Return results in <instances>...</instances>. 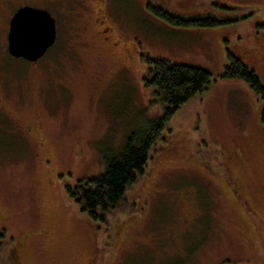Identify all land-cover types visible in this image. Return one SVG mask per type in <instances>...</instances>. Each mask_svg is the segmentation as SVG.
<instances>
[{
	"label": "rangeland",
	"instance_id": "374dc122",
	"mask_svg": "<svg viewBox=\"0 0 264 264\" xmlns=\"http://www.w3.org/2000/svg\"><path fill=\"white\" fill-rule=\"evenodd\" d=\"M24 1H0V264H264L260 101L244 82L221 78L226 43L264 74V29L255 26L264 0H165L185 17L236 20L210 29L176 28L145 0H32L58 29L38 63L8 53L10 13ZM101 5L116 45L100 44L91 22L77 24ZM143 52L214 80L171 118L107 228L67 187L99 175L105 153H120L162 115L144 85ZM29 123L44 131L36 140Z\"/></svg>",
	"mask_w": 264,
	"mask_h": 264
},
{
	"label": "trees",
	"instance_id": "16d2710c",
	"mask_svg": "<svg viewBox=\"0 0 264 264\" xmlns=\"http://www.w3.org/2000/svg\"><path fill=\"white\" fill-rule=\"evenodd\" d=\"M146 9L176 28L210 29L236 21L219 19L211 14L185 17L161 5H147ZM257 26L264 29V24ZM225 45L227 63L221 78L242 81L252 89L260 101L259 121L264 127V80L241 57H245L244 55H238L229 44ZM141 59L147 70L143 77L144 85L152 88L154 95L163 104L162 115L152 120L141 134L130 136L120 153H105L102 159L103 171L99 175L80 180L76 186L67 187L68 195L81 210L92 221L104 223L107 228L113 223L114 215L122 211L120 203L128 187L138 183L145 174L152 149L171 118L192 98L207 91L214 80L213 74L202 67L175 64L163 58H154L147 52L141 54Z\"/></svg>",
	"mask_w": 264,
	"mask_h": 264
},
{
	"label": "water",
	"instance_id": "95a60500",
	"mask_svg": "<svg viewBox=\"0 0 264 264\" xmlns=\"http://www.w3.org/2000/svg\"><path fill=\"white\" fill-rule=\"evenodd\" d=\"M56 35V19L47 9L20 7L11 18L8 52L17 59L38 61L54 45Z\"/></svg>",
	"mask_w": 264,
	"mask_h": 264
},
{
	"label": "flooded vegetation",
	"instance_id": "af4514ba",
	"mask_svg": "<svg viewBox=\"0 0 264 264\" xmlns=\"http://www.w3.org/2000/svg\"><path fill=\"white\" fill-rule=\"evenodd\" d=\"M1 1V3H6L7 2V0H0ZM30 1H32V0H30ZM30 1H24V2H22V3H20L21 5L19 6V8L20 7H23V6H34V5H32L31 3L30 4H28V2H30ZM80 1H83V0H80ZM84 2V1H83ZM161 2H163L164 3V5H165V7H167L169 10H171L170 8L171 7H168L167 6V4L168 5H170V3H168V2H166L165 0L164 1H161ZM85 3V2H84ZM90 3H92V2H90ZM106 3V2H105ZM104 3V4H105ZM145 3H146V6L148 5H151V6H153L152 4V0H145ZM93 4V3H92ZM101 4V3H100ZM19 5V4H18ZM85 5H87V3H85ZM102 6V7H101ZM100 7H98L97 8V10L93 13V20L92 19H90V21H86L85 20V17H84V19H76L77 20V24L80 22V23H83V22H85V24H84V26H85V29L87 28L88 29V24L91 22V27H93V28H95L96 29V32H95V37H101V39L102 40H100L99 41V43L100 44H103V45H110V44H112V45H116V43L117 42H114V40H115V37H116V35L114 34V28L109 24L110 23V21H108V18H107V16L105 15V11H104V8H103V5H101ZM34 7H36V8H41V7H38V6H34ZM19 8L17 9V10H19ZM43 8V7H42ZM41 8V9H42ZM90 9H92L93 10V8L92 7H90ZM16 10V11H17ZM91 10V11H92ZM99 10H102L103 12H104V16H105V18L104 17H97L96 18V15H97V13H98V11ZM15 11V12H16ZM14 12V13H15ZM13 12L12 13H10V16H11V18H12V16H13V14H14ZM52 15V14H51ZM80 17V16H79ZM81 18V17H80ZM98 18H99V20H98ZM256 25H259L258 23H256L255 24V26ZM56 26H57V22H56ZM80 29H81V31H86V30H83V27H79ZM9 30V29H8ZM250 32V31H249ZM250 33H252V32H250ZM9 34V33H8ZM58 36V35H57ZM87 36V35H86ZM88 37V36H87ZM135 40H137V43H138V39H137V37H135ZM32 124H34V123H29L28 124V127H27V133H28V135L29 136H31V137H33L35 140L37 139V138H35L34 136H36L37 134H42L44 131H42V129H41V127L40 126H37L36 124V128L34 129V127H33V125ZM32 133H35V134H32ZM233 168V167H232ZM235 176V175H234ZM236 177V176H235Z\"/></svg>",
	"mask_w": 264,
	"mask_h": 264
}]
</instances>
